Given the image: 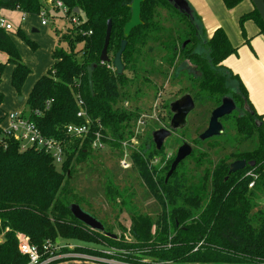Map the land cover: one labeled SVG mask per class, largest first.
<instances>
[{
	"label": "trees",
	"instance_id": "1",
	"mask_svg": "<svg viewBox=\"0 0 264 264\" xmlns=\"http://www.w3.org/2000/svg\"><path fill=\"white\" fill-rule=\"evenodd\" d=\"M58 1L68 8L67 18L77 19L80 23L72 26V35L66 40L70 52L54 49L55 64L35 84L26 103L28 112L22 114L44 137L64 144L66 160L58 170L53 157L44 150L22 151L20 143L6 134L3 119L0 120V236L3 237L0 264H29L19 251V236L27 237L37 247L47 241L58 244L65 238L99 245L105 242L108 248L119 252L111 255L87 248H78L74 252L126 264H264V211L255 205L259 195L264 193V120L255 111L241 78L224 65L229 57L238 55V49L232 45L227 33L218 28L205 39L201 17L192 8V18L180 13L168 0H146L142 4L144 24L132 31L122 57L125 73L135 75L140 61L154 68L155 59L145 52L150 51V43L158 41L161 45L167 40L168 48L173 47L174 56L180 57L185 66L192 65L188 70L196 91L184 94L190 93L196 102L207 101L215 109L221 106L224 98L233 99L237 109L244 113L237 128L259 135L256 150L234 156L236 160H251V171L255 172L257 180L252 176L247 178L244 172L230 176V165L222 163L212 175L207 171L204 178L205 181L212 180V188L207 191L204 182L195 192L186 185L187 179L179 172L185 161L166 183V178L157 181L149 171L146 156L133 153L134 165L161 206L162 212L157 219L142 215L133 217L128 242L126 237L116 240L107 237L105 234L111 233L103 224L104 233L93 231L74 218L71 206H81L73 195L70 180L75 164L85 161L92 151L90 142L82 143L65 132L67 125L83 122L78 118V101L84 102L91 119L101 121L104 135L110 139L107 144L112 149L120 150L121 143L131 138V124L137 118V112L134 114L137 107L133 106L131 112L124 108L125 99L131 100V90L127 89L131 85L130 79L125 73L118 76L113 66L125 40L124 28L132 16L133 0ZM243 1L222 0L228 10ZM43 9V0H0V10L40 16ZM161 9L180 17L183 28L177 35L179 45L171 37L163 38L166 34L156 21ZM249 20L256 23L264 36V22L256 9L241 18L242 23ZM109 21L113 23L108 48L112 59L103 64L100 56ZM17 36L33 51L38 48L21 29ZM81 44L83 49L77 53ZM199 45H203L206 52L198 53ZM0 52L7 56V65L14 67L11 84L21 96L32 72L22 61L9 32L1 27ZM5 67L0 64V84ZM88 68H94V96L89 89ZM3 101L4 95L0 92V105ZM161 152L155 151L156 154ZM106 192L111 194L110 188ZM67 253L70 251L64 249L54 256ZM138 253L150 262L143 263ZM50 264L90 263L60 258Z\"/></svg>",
	"mask_w": 264,
	"mask_h": 264
},
{
	"label": "rangeland",
	"instance_id": "2",
	"mask_svg": "<svg viewBox=\"0 0 264 264\" xmlns=\"http://www.w3.org/2000/svg\"><path fill=\"white\" fill-rule=\"evenodd\" d=\"M55 1L43 0V10L46 12V20L49 22V37L54 40L57 37L59 46L57 43L55 49L63 48L65 52L69 53L70 49L66 40L72 35V26L74 24L78 25L80 22L77 19L74 20L64 16L60 9L55 7ZM222 4V0H219L218 5L221 8L223 7ZM251 5L250 0H244L233 10L223 7V16L221 17V11L219 12L216 7L214 11L218 13V20L212 21V16L208 15H206V19L200 18L203 26L206 23L204 28L205 39H208L209 34H213L218 29L216 28L217 25V27L226 30L223 29L232 45L238 49V55L229 57L228 61H234L238 66L237 69L249 82H251V67L249 66L251 55H257L254 41L260 35L259 28L255 22L250 20L245 23L241 22L243 16L251 13ZM0 18H5L12 25L14 24L15 28L9 32V35L15 43L24 64L36 66L39 62L41 63V60L46 56L45 53L40 55V60L39 55H36L39 48L33 51L25 40L17 36L20 27L19 23L22 18L20 13L17 11H0ZM156 21L161 27V31L166 34V37L163 38L171 37L175 40V44L179 45L177 35L180 29L183 28L180 17L161 9L158 11ZM214 22L215 25L213 26L212 23ZM253 32L256 33L252 36ZM254 38L255 40H253ZM27 39L29 38L27 37ZM149 45L151 49L150 51L145 49V54H150V58L155 59V67L152 68L151 65L147 66L140 61L139 68L136 65L138 72L135 75L130 72H124L130 79L129 83L131 84L127 87L128 90H131V100L125 99L124 108L134 111L132 107H137V110L134 111V114L137 112V118H134L131 124V138L121 143L120 150L112 149L108 146L104 151H90L85 161L75 164L73 177L70 180L73 195L82 210L101 224L107 226L106 228L110 230L112 235L117 236L119 239L126 237L128 242H130L129 231L133 217L142 215L155 220L162 212L161 206L148 190L145 180L142 179L134 165L133 153L146 156L149 171L155 176L157 181H160L163 177L166 178L169 173L180 147L188 143L193 147V154L185 160L179 172L184 174L187 179L186 185L188 187L191 186L195 192H198V186L202 187L204 182L207 191L212 188V180H204L207 177V171L212 175L222 163L231 165L237 161L234 156L238 155V153H251L259 146L258 134L251 135L250 132L246 133V131L237 128L238 123H242L241 118L244 115L238 109L220 121L224 128L223 136L201 141L199 137L208 129L211 115L215 108L208 104L207 101H195L196 109L189 116L188 127L183 131L172 134L165 141L162 152L156 154L155 151L157 149L152 136L158 130L169 129L172 120L169 108L170 103L181 97L186 91H196V87L189 76L190 72L188 69L192 68V65H187L189 66L187 67L180 57L174 56L173 47L168 48L167 40H164L161 44L166 45L165 47L161 46L158 41ZM82 49L83 44L77 47L76 52L80 53ZM197 51L203 54L206 49L203 45H199ZM3 64L6 65L4 82L9 87L8 65L7 62ZM41 64L43 65V62ZM226 66L228 67L227 62ZM38 73L36 67L32 69V75L34 74L35 76ZM233 73L239 75L235 71ZM28 86L29 82L26 85V90ZM132 86L133 88L131 89ZM7 87L6 100L4 99L2 105H0V120L4 118L5 112L9 111L8 109L12 103L10 97L12 88L7 89ZM127 89L125 90L127 91ZM7 90L10 92L9 94ZM136 90H138L137 94L135 93ZM25 111L28 112V109ZM126 142H128L127 148L122 145ZM149 154L151 155L149 156ZM125 157L129 168L124 167V164H122ZM249 158L251 157L248 156ZM61 166L57 167L58 170H61ZM246 172H244L246 177L247 175L251 176V173L255 174L251 170ZM108 188H110L111 192V194L108 193L109 195L106 192ZM255 205L264 211V193L259 195ZM2 241L3 237L0 236V243ZM57 243L59 252L64 249L70 251V253L65 254L66 257L64 259H74L77 262L90 264H126L74 252L78 248L100 250L111 255L119 252V250L108 248L105 242L99 245L65 238ZM137 255L143 259L142 254L138 253ZM58 257L61 258L62 254H59ZM149 262L150 260L143 259V263Z\"/></svg>",
	"mask_w": 264,
	"mask_h": 264
},
{
	"label": "water",
	"instance_id": "3",
	"mask_svg": "<svg viewBox=\"0 0 264 264\" xmlns=\"http://www.w3.org/2000/svg\"><path fill=\"white\" fill-rule=\"evenodd\" d=\"M146 0H133L131 4L132 16L124 28V37L125 40L121 43V48L116 54L113 60V66L118 76H122L125 72V66L123 64V54L126 51L128 45V39L131 36V33L134 29L142 26L144 23L142 21V4ZM173 7L182 14H185L189 17H193L192 9L187 2V0H168ZM254 8L259 13L262 21L264 22V0H251ZM78 12V10H76ZM113 30V23L109 21L107 24V31L105 37L104 48L102 50L100 61L101 63H110L111 59L108 55V48L110 45L111 35ZM186 43L184 44V47ZM93 72L94 68H88V79H89V89L94 96V85H93ZM20 101H23L20 98ZM170 113L172 114V120L169 125V129H161L153 133V141L156 146L157 151H161L165 141L172 136V134L178 133L185 130L189 124V116L196 109V102L193 96L190 93L183 94L181 97L170 103ZM237 106L233 99L226 97L223 99L220 107L215 109L211 115L210 123L208 129L200 135L199 139L201 141H206L215 137H221L224 135V128L221 124V120L227 116H230L234 111H236ZM261 127V124L259 125ZM193 154V147L188 143H185L180 147L177 157L175 158L169 173L166 176V183L174 175L179 165L182 164L187 158ZM247 166L245 161H237L230 166L229 175L237 174L243 171ZM71 212L74 218L93 231L105 232L104 226L97 221L95 218L85 213L78 205L71 206ZM107 237L114 240L117 239V236L111 234H105Z\"/></svg>",
	"mask_w": 264,
	"mask_h": 264
},
{
	"label": "crops",
	"instance_id": "4",
	"mask_svg": "<svg viewBox=\"0 0 264 264\" xmlns=\"http://www.w3.org/2000/svg\"><path fill=\"white\" fill-rule=\"evenodd\" d=\"M218 1L219 0H187L190 7L193 9V11L197 15H199L202 19H206V15L212 16V21L218 20V18H219L218 13H216L214 11V8H216V7L218 8L219 12L221 11L220 17L223 16L222 9H223V7L225 8V6H224V4H222L223 7L221 8L218 5ZM250 2H251V0H250ZM251 4H252V2H251ZM193 6H194V8H193ZM254 9L255 8L252 4L251 5V12H253ZM0 11H7V10H0ZM19 13L22 17L21 21L19 23V25H20L19 29L22 30V32L26 35V37L31 39L30 40L31 42L37 44L39 51L36 52L37 53L36 55H39L40 60H41L40 55H43L45 53L46 56L43 60H41V63L43 62V65L40 62L36 66H32V64H26L31 69V72H32V69L36 67L37 71L39 73L36 74L35 76H34V74L32 75V73L30 74V76L27 78L25 85L22 89L23 92H22L21 96H19L17 94V92L15 91V89L12 87V84H11V79H12L14 67L11 65L7 66V70H8L7 74H9L8 83L10 84V86L9 87L6 86V82H4L6 74L3 73L4 76L2 77L3 81L1 80L0 92L3 93L4 99L6 100V87H7V89L12 88L13 91L12 90L10 91L11 92L10 97H11L12 103L8 109L9 111L5 112V116L3 118V123H2L3 128H7L9 125V120L7 118L8 115L25 113V110L27 108L26 107L27 100H28L35 84L38 82V80H40L42 77L47 75V73L52 69V67L55 64V60L53 59V51L55 49L56 44L58 43L57 37H56V40L49 37V29H48L49 22L48 21H47V25L44 26L42 24L43 20L40 16L24 15L21 12H19ZM203 23H205V22L203 21ZM212 25L214 26L215 22L212 23ZM12 26H13V28H15L14 24ZM217 26H216V28H219ZM205 27H206V23L204 25V28ZM256 32H253L252 36L255 35ZM213 34H211V35L209 34V38ZM39 35H42V36H39ZM253 40H255V38ZM254 42H255V49H256L257 55H255V56L251 55V63L249 65L251 67V76H250L251 82H249L248 80L245 79V76L240 72L239 69H237L238 66L236 65V63L234 61L229 62L228 61L229 58H228L224 62V65L226 66V62H227V65L230 68V70L232 72L235 71L237 74H239L241 76L240 77L238 75L248 90L249 98H250V101H251L255 111L264 120V36L261 34L258 35V37L256 38V41H254ZM257 42H259V43H257ZM256 43H257V45H256ZM42 48H43V50H42ZM7 60H8L7 56L0 52V64L6 63ZM28 82H29V86L27 87L28 89L26 90V85L28 84ZM10 92H8V90H7L8 94ZM24 92H25V95H24ZM20 98H22L23 101H20ZM4 124H6L5 126H7V127H5Z\"/></svg>",
	"mask_w": 264,
	"mask_h": 264
},
{
	"label": "built area",
	"instance_id": "5",
	"mask_svg": "<svg viewBox=\"0 0 264 264\" xmlns=\"http://www.w3.org/2000/svg\"><path fill=\"white\" fill-rule=\"evenodd\" d=\"M55 7L60 9L64 16L68 15V8L61 2L56 0ZM43 20V25H47L46 12L43 11L40 15ZM75 20V19H74ZM0 27L7 32L13 31V26L5 19L0 18ZM78 118L82 119L80 124H69L65 128L66 135L76 140H80L82 143L90 142L92 151H104L107 149L108 144L104 135V127L101 121L93 120L87 113L85 104L82 100L78 101ZM9 120V125L7 128H3L6 134L13 137L16 141L20 143L21 150L26 151L31 148H36L38 150H44L49 153L56 166H61L66 160V152L64 150V144L57 139H48L44 137L41 132L36 128V126L29 122L24 115L21 114H10L7 116ZM125 148L128 147V142L122 144ZM125 157L122 162L124 167L129 168V164L125 161ZM251 176L257 180V176L251 173ZM255 181L250 184L253 188ZM19 251L29 260V264H50L52 261L56 260L58 256H54L59 252V245L54 244L51 241L44 243L42 247H37L33 245L30 240L24 236H19ZM68 256V255H67ZM62 255L61 258H65ZM60 259V257H58ZM94 260V259H93Z\"/></svg>",
	"mask_w": 264,
	"mask_h": 264
},
{
	"label": "flooded vegetation",
	"instance_id": "6",
	"mask_svg": "<svg viewBox=\"0 0 264 264\" xmlns=\"http://www.w3.org/2000/svg\"><path fill=\"white\" fill-rule=\"evenodd\" d=\"M223 120V119H222ZM221 120V121H222ZM248 158V157H247ZM237 161H245L246 163H247V166H246V168L243 170V171H241V172H239V173H242V172H246V171H248V170H251V160H246L245 158H241V159H239V160H237ZM237 161H235V162H237ZM234 162V163H235ZM233 164V163H232ZM231 164V165H232ZM230 165V166H231ZM247 173V172H246ZM251 176H249V175H247V178H250ZM249 189L251 190V187L249 186Z\"/></svg>",
	"mask_w": 264,
	"mask_h": 264
}]
</instances>
